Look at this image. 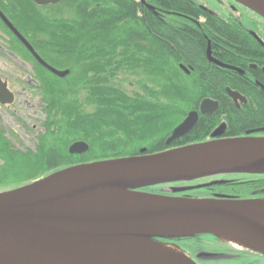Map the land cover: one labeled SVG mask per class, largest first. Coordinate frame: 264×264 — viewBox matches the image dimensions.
I'll return each instance as SVG.
<instances>
[{
    "label": "trees",
    "instance_id": "trees-1",
    "mask_svg": "<svg viewBox=\"0 0 264 264\" xmlns=\"http://www.w3.org/2000/svg\"><path fill=\"white\" fill-rule=\"evenodd\" d=\"M0 9L46 63L69 71L59 78L42 67L0 19V45L22 64L8 67L5 78L25 83L30 76L47 106L34 148L20 150L18 138L0 133V195L73 166L139 155L143 147L158 153L203 98L252 86L209 61V41L213 56L238 69L255 63L260 70L264 62L263 36L253 21H226L197 0H61L44 7L0 0ZM223 111L237 135L264 122V99L256 114ZM217 118H201L179 143L206 141ZM79 141L89 150L70 154Z\"/></svg>",
    "mask_w": 264,
    "mask_h": 264
},
{
    "label": "water",
    "instance_id": "water-1",
    "mask_svg": "<svg viewBox=\"0 0 264 264\" xmlns=\"http://www.w3.org/2000/svg\"><path fill=\"white\" fill-rule=\"evenodd\" d=\"M32 1L41 7L61 2V0ZM233 1L264 19V0ZM142 2L145 3V0ZM147 7L152 9L149 5ZM0 19L42 67L59 78L69 75V71L57 70L46 63L1 9ZM211 54L209 45L207 50L209 61L223 68H231L214 60ZM181 68L187 71L184 66ZM227 92L234 100L239 97L230 89H227ZM14 99L15 96L9 90L7 82L0 78V104L11 105ZM216 109L218 103L210 99L205 100L201 106L202 114H208ZM198 119V113L191 112L172 132L166 144L170 145L188 134ZM218 136L220 131L214 135ZM242 140L253 141L259 147L257 158L264 157V139L242 137L217 141ZM214 141L216 140L150 155L146 154V149H142L137 156L73 166L17 191L0 195V264H114L108 254L94 250L89 244H111L142 233L149 234L150 241L153 238L214 234L191 233L161 225L164 220L184 217L204 219L208 222L237 223L249 230L264 247L263 226L243 213V210L248 209L264 211V202L201 200L140 192L160 184L190 181L220 173H257L259 169L264 168V163L256 167L230 161H218L212 165L196 167L181 156V151L187 147L207 146ZM88 150L89 145L85 142H76L69 148L72 155H81ZM74 167H84L86 171L88 170L87 177L77 185L58 188L56 184L59 177ZM143 169L161 170L165 177L157 180L155 184L144 187L126 189L113 187L118 195L144 200L143 202L117 217L102 213L77 217L74 215L78 208L109 186L122 183L125 174Z\"/></svg>",
    "mask_w": 264,
    "mask_h": 264
},
{
    "label": "flooded vegetation",
    "instance_id": "flooded-vegetation-1",
    "mask_svg": "<svg viewBox=\"0 0 264 264\" xmlns=\"http://www.w3.org/2000/svg\"><path fill=\"white\" fill-rule=\"evenodd\" d=\"M197 1L203 10L211 14H215L226 21H237L238 23L239 20H249L250 23L253 21L252 23L260 28V32L263 36V44H261L264 47V20L258 15L237 4L233 0H224L227 4V17H221L212 7L210 8L207 5H204L200 0ZM209 45L211 46L212 53V44L210 41L208 42V46ZM212 58L218 62H221L219 58L213 55ZM211 63L217 66L213 62ZM221 63L225 64L223 62ZM225 65L231 68H223L220 66L217 67L244 75V77L249 81V83L252 84V86H248L245 88V90L240 87H226L223 91L224 95L221 97L216 96L203 98L199 103L195 104L194 108L187 114L183 121L191 112L194 111L199 115L196 125L203 117H211L213 115L218 116L216 120L217 124L213 129L211 128V130L205 136L206 141L200 143L242 137L264 139V122H260V124L254 127L243 130L237 135H231L229 132V121L227 120L228 114H224V111L222 112L223 108L225 109L226 106H229L235 111L243 113V115L247 116L250 115L251 112L255 114L258 113L260 102L262 99H264V62L261 63L262 67L260 70L258 68V64H250L248 66L249 71L238 69L237 67L230 64ZM183 71L188 75L191 74L189 69H187V71ZM0 78L4 82H7L9 90L15 96L13 104H0V133H3L4 136H11V138L12 136H14V138H18V142L14 143L16 148L20 150L32 149L34 148V141H36L38 136H40L45 130V115L47 114V106L43 103L42 98L38 94L39 92L36 88L37 86L32 83L33 80L30 78V76L25 79L26 84L21 82L18 83L14 79L11 81L10 79L5 78L4 75H0ZM14 83L19 84V86L14 87ZM227 89L235 92L237 95H239V97L234 100L228 94ZM207 99L218 103V109L215 111H210L208 114H202L201 106L202 103ZM223 105L225 107H223ZM210 110L212 109L210 108ZM191 131L172 144L167 145L166 143L172 135L171 133L165 142L163 150L160 152L176 150L186 145L188 146L189 144L184 145L179 142L184 139L187 140L190 137L189 134ZM219 131L220 136L214 137L215 133ZM248 133L250 134L248 135ZM14 138L12 139L13 141ZM142 192L161 196L201 200L264 202V168L259 169L257 173H220L190 181L160 184L152 188H147ZM152 240L161 244H167L177 249L196 264H264V254L255 252L249 248L236 247L232 243L225 241L220 236L215 234L196 235L195 238L183 236L166 239L153 238ZM197 247L204 248L205 251L195 254L194 251L198 250Z\"/></svg>",
    "mask_w": 264,
    "mask_h": 264
},
{
    "label": "bare ground",
    "instance_id": "bare-ground-1",
    "mask_svg": "<svg viewBox=\"0 0 264 264\" xmlns=\"http://www.w3.org/2000/svg\"><path fill=\"white\" fill-rule=\"evenodd\" d=\"M258 151V145H255L250 140L237 142L216 140L207 146L187 147L181 151V156L189 164L196 167L212 165L218 161H230L258 167L264 163V157L262 159L257 158ZM88 172L84 167H74L59 177L56 186L58 188H69L77 185L87 177ZM164 177L165 173L156 169L129 172L123 176L122 183L109 186L91 201L78 208L74 212V215L77 217L91 213H102L117 217L144 200L118 195L113 187L122 189L144 187L155 184L157 180ZM143 190H140V192ZM243 213L257 221L264 228V211L262 209L243 210ZM161 225L191 233H214L236 247L249 248L255 252L264 254L263 245L257 241L253 234L246 228L231 221L208 222L204 219L184 217L164 220L161 222ZM148 238L149 234L142 233L111 244H89V246L98 252L108 254L111 262L114 264H132L134 262L149 264H193L190 258L177 249L167 244L157 243L154 240L150 241Z\"/></svg>",
    "mask_w": 264,
    "mask_h": 264
},
{
    "label": "rangeland",
    "instance_id": "rangeland-1",
    "mask_svg": "<svg viewBox=\"0 0 264 264\" xmlns=\"http://www.w3.org/2000/svg\"><path fill=\"white\" fill-rule=\"evenodd\" d=\"M200 1H202V3L204 5H207L208 7H210V8L212 7L221 17H227V14H226L227 13V10H226L227 4H226V2L224 0L223 1L200 0ZM18 65L21 66L22 64L16 59L15 56H13L12 54H10L5 49L4 46H1L0 45V70H1L0 71V75H9V74H12V72L9 71L10 69L8 67H11V68L15 69V68H17ZM16 81L19 83L20 80L19 79H16ZM17 86H19V84L16 83L14 87H17ZM79 142H83V141H79ZM143 149H146V148L143 147ZM139 155H140V151H139ZM201 251H205L204 248H198V250H195L194 253L195 254H199V253H201Z\"/></svg>",
    "mask_w": 264,
    "mask_h": 264
}]
</instances>
